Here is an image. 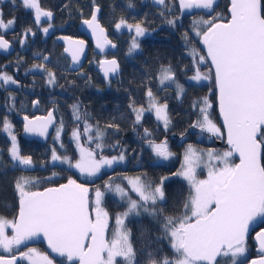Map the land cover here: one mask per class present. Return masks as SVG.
<instances>
[{"label":"snow or ice","instance_id":"1","mask_svg":"<svg viewBox=\"0 0 264 264\" xmlns=\"http://www.w3.org/2000/svg\"><path fill=\"white\" fill-rule=\"evenodd\" d=\"M17 0H11L15 5ZM25 9L34 14L33 23L41 24V18L51 20L53 13L40 6L39 0H20ZM160 6V15L172 12L175 0H154ZM93 11L90 18L83 23L91 29L97 39V47H116L105 35L98 14L100 6L92 0ZM216 0H179V8L215 10ZM229 18L217 15L211 19L194 20L191 31L200 38L206 48V56L193 48L191 55L195 59L193 81L214 79L216 101L219 107L223 128L226 130L228 150L202 152L188 145L184 154L181 170L171 176H161L158 180L148 181L146 176L136 177L130 182V192L137 195L133 199L126 186L113 184L111 179L104 188L119 196L124 211L115 216V227L109 233V213L104 210L102 199L106 195L100 187L93 189L94 199L90 197V189L83 183L69 178L67 183L58 187H45L33 191L38 179L19 177L14 182V193L18 200V210L12 219L0 216V249L13 253L19 251L27 241L43 236L52 252L59 254L72 264H140L132 243V233L126 221L146 215L154 226L153 229L142 228L140 234L141 251L145 257L144 264H244L241 257L248 251L250 226L257 219L264 220V0H230ZM0 9V49L8 50L10 41L4 33L13 27L15 19L7 21ZM168 25L175 27L177 18L166 19ZM52 27L41 30L47 33ZM115 28H127L134 32L128 48V55L140 49L138 38L144 36L146 29L140 23L129 24L121 19ZM35 34L31 27L20 34L23 45L27 35ZM64 39H70L65 37ZM187 39V35H185ZM84 41H78L71 51L72 62L79 63V55ZM64 51L69 52L68 48ZM48 59L47 56L44 57ZM210 61L209 73H202L199 65ZM99 66L105 79L109 73L116 74L119 64L116 59L101 60ZM36 69L48 71L43 64L34 65ZM3 85L18 84L11 75L0 71ZM158 82L176 83L172 67L161 66ZM49 85L56 83L55 73L48 71ZM178 94L184 89L177 84ZM149 106L137 107L135 102L129 108L135 115L134 125L141 123L144 113L154 112L157 121L163 122L165 128L171 123L167 114V105L156 101L151 88L146 91ZM14 99V98H12ZM34 105L39 101H34ZM198 106V105H197ZM73 118L83 119V131L77 126L71 133V139L77 145L74 157L61 156L56 149L51 150V161L67 164L87 177L97 176L105 167L125 160V155L104 156L105 130L99 125L88 123L86 115L81 114L80 106L73 104ZM211 103L207 97L199 106L200 118L190 125L213 136L224 137L221 127L212 119L209 109ZM11 110V109H9ZM24 131L45 136L48 127L54 121L53 111L46 116L32 120L24 117ZM2 131L11 139L8 149L11 161L24 167H31L33 159L30 155L21 154L17 138L12 133V124L5 116L0 120ZM63 121L56 129L54 140H59L63 131ZM113 127V125H108ZM151 133L145 129V136ZM82 138L89 145L85 147ZM157 158L169 160L174 154L167 141L156 143L147 141ZM61 147L63 144L61 143ZM233 157H238L235 163ZM207 169V178L198 179L197 169ZM53 176L57 173L53 172ZM172 177L187 182L188 195L181 202L179 215L166 214L167 182ZM11 230V235L8 230ZM255 231V229H252ZM255 243L259 252L250 264H264V226L255 231ZM171 249L173 255H162L164 244ZM54 264L53 259L34 247L27 251H19V256L12 254L10 258L0 256V264Z\"/></svg>","mask_w":264,"mask_h":264},{"label":"trees","instance_id":"2","mask_svg":"<svg viewBox=\"0 0 264 264\" xmlns=\"http://www.w3.org/2000/svg\"><path fill=\"white\" fill-rule=\"evenodd\" d=\"M90 1L92 8V0ZM88 2V0H74L61 3L60 0H39L43 9L53 12L55 16L53 19L54 24L63 22L62 19L56 17L57 15L62 13L68 15V28H72L67 32L68 28H64L62 32L71 36L80 35L75 29V24L81 17L86 16ZM96 4L100 6V23L109 30V36L117 43L120 72L115 80L106 85L95 68L96 63L92 58L94 56L88 59L86 66L91 71V88L89 89V98L85 104L86 118L90 124L99 125L102 130H105V144L116 141L121 145L125 152L126 161L121 168L116 167L110 173H107L108 178L101 175L93 179V189L100 187L102 191L107 192L104 185L110 180L111 175L117 179L111 180L112 183L120 184L125 183L124 180L129 176H146L148 181H154L161 176H171L175 173L180 166V153L183 143L191 142L201 146L195 140L201 134V130L192 128L190 125L200 118L199 106H202L204 97H207L211 103L209 111L213 120L219 125L215 109L213 79L187 81L186 77L194 73L193 69L196 66L195 59L190 54L191 50L195 48L201 55H204L199 47L200 38L191 31L193 21L200 18L211 19L217 15L227 19L230 1L216 0L218 6H214V11L210 12L204 9L185 15L180 13L175 0L172 4V12H165L164 16L160 15L162 7H152L148 0H96ZM69 7L74 8L73 14ZM172 18H177L175 27L168 25L166 22V19ZM121 19H125L130 23H140L144 27L153 30L152 35L141 39L139 51L131 56H126L127 40H123V36L122 38H116L111 32L114 22ZM185 35H187V39H185ZM39 54H42V60L47 56V61L56 64L48 66L58 77L54 87L55 90L67 93L73 87L78 88V90L80 87L81 90L79 91L84 92L85 79L80 74L74 75L76 85L73 86L72 81L68 78L67 59L61 51V46L52 38L41 39L39 36ZM162 65L172 67L176 83L165 84L161 87L158 82V73ZM199 69L202 73L208 74L210 66L206 62L199 65ZM177 84L183 87V93L178 94ZM148 88H151L154 96L159 101L167 105V113L171 123L165 130L150 112L144 113L140 124L134 125L133 123L135 119L129 108V103L134 101L136 106H146V91ZM57 101L58 106L54 105V107L58 112V120L63 121L64 124L66 118L60 108L64 100L58 99ZM81 102L84 103L83 100ZM108 125H113V127H108ZM131 127L136 129L134 133L131 132ZM145 129L151 133L150 136H145ZM171 134L175 136L173 139L169 137ZM165 136L174 155L169 160L157 162L154 160L147 141H157ZM61 138L65 142L66 152H68L69 147L66 142L69 138L68 131L64 130ZM178 141H181V143L177 144ZM208 146H211L215 151L224 148L223 143L219 145L213 143ZM203 148L201 146V149ZM39 149L41 150L39 162L46 163L47 147L40 145ZM233 160L235 161L234 158ZM58 170L59 172L54 177H50L45 171L43 178L38 180L37 185L32 190L56 185L69 178L68 170L65 167L61 166ZM17 178L18 171L16 168L11 167L8 163L0 164V216L13 218L16 214L17 197L13 185ZM165 191L167 196L166 214L179 215L182 211L181 202L188 195L187 184L181 178L172 177L171 181L167 182ZM106 195L103 197L104 200L107 199L106 197L114 199L111 195ZM122 210H124L123 206L108 208L111 220ZM126 223L132 233L136 258L140 261V264H144L145 257L141 251L142 244L140 240L141 230L142 228L153 229V234H155L154 226L146 215L140 218H131ZM165 254L170 257L173 255L171 249L167 246V242L164 244L162 255ZM246 260V255L241 258L243 262Z\"/></svg>","mask_w":264,"mask_h":264},{"label":"flooded vegetation","instance_id":"3","mask_svg":"<svg viewBox=\"0 0 264 264\" xmlns=\"http://www.w3.org/2000/svg\"><path fill=\"white\" fill-rule=\"evenodd\" d=\"M60 1H61V3H64L65 1L69 2V1H74V0H60ZM88 1L89 2L87 3L88 7L86 9L87 10L86 16L81 17L78 20V22L75 24L76 30H77V24L79 23V21L81 19L88 18L90 16L92 8L90 6L91 1L90 0H88ZM148 2L150 3L149 0H148ZM151 6L154 7L152 4H151ZM69 8L71 9L72 14H73L74 8L73 7H69ZM0 9L3 10V14H4L3 18L5 21H7L9 19H13V18L15 19V24L13 25V27L11 29H8L4 33L5 39L10 41V44L13 46V50L9 53H6V54L0 53V71L6 72L8 75H11L15 80L18 81V84H9V85H3V82L0 81V120H2L5 116H7V119L12 124L11 131L17 138V142H18V146L20 148L21 154L30 155L33 159V165L31 167H24V166H21V167L24 171L30 173V175L35 177L34 179L39 180V179L43 178L45 171H47L48 175H50V177H51V176H53L52 175L53 172L58 173L59 167L63 166L68 170V173H69L68 176L71 179H75L78 183L85 184V186L90 189L89 195L91 198H93V196H94L93 195L94 191H92L93 190L92 185H93V181H94L93 179H95L96 177L101 176V175H104L105 178H108L109 175L107 173H110L116 167L121 168L126 161L124 160V162L122 164L115 165L114 167H112L109 170L102 171L98 176L87 177V176L78 174L73 168H69L68 166H66L64 164L62 165L61 163H58V161L57 162L51 161V154H52L51 150L54 147L50 146L48 143V142H50L52 134L55 133L58 125H60V120H58V112L56 111L54 105L58 106L57 100L63 99L64 102L61 103L60 108H61V112L64 114V116L66 118V120L64 121L65 123H64L63 131L66 130L69 133V138L66 141L68 143L69 149H68V152H66V151H61V148H59L58 151H59V153H60V151L63 153L66 152V153H68V155H70V157H74V155L77 152L75 150V147H74V142L71 139V133H72L73 129L76 128L77 126L79 127V129L81 131H83L84 121H83V119L80 121H76L73 118V110H72L71 106L73 104H78L80 106L81 114L87 116V110H86L85 104H86V101L88 100L89 95H90L89 89L91 88V77H90L91 71L86 66V64L88 63V59L93 54L91 52L90 46L88 47L89 49H88V53H87L85 62L83 63L81 68L78 69L77 71H72L69 69V60L63 54L67 59L66 69L68 70V78L72 81L71 83L74 86V84H75L74 75H76V74L82 75V77L85 79L84 92L79 91V90H81L80 87H79V90H78V88L73 87V89L70 90L69 92H67V93L62 92L61 93L58 90H55V88H54L56 86L57 79H58L57 74L48 67L49 65L54 66L55 63H51L45 59L42 60L43 56H42V54H39V36L41 37V39H44L47 37L53 39V37L55 35H58V34L69 35L65 32H62L64 28H66V29L68 28V25H69L67 23L68 15L65 13H62V14H59L56 16V17L63 20V22L61 24H54L53 23V19L55 18L54 14H53L51 20H48V18H46V17H42L40 26L43 25V26L48 27L49 23H51V25H52V27L49 29V31L47 33H44L42 30L39 31L40 27L33 23V21H34L33 11L30 9H25L22 6L20 0H17L15 5H13L11 3V0H0ZM99 17H100V13H99ZM99 21H100V19H99ZM29 27H31L33 29V32L35 34L33 35V34L29 33L27 35V38L25 39L23 45H21L20 34L24 31V29L29 28ZM71 28L72 27H69L66 30V32L71 30ZM111 29H112L111 30L112 35H114L116 38H122V36L120 35L119 32L114 31L113 25H112ZM107 31H108V36H109V30L107 29ZM77 32H78V30H77ZM69 36H71V35H69ZM72 37L84 38L82 34H80L79 36H72ZM109 38L111 39L110 36H109ZM113 42L117 45V43L115 41H113ZM117 49H118V46H117ZM61 51H62V47H61ZM94 55H96V54H94ZM102 56H104V57L96 55L95 56L96 58H94V60H97L95 68L98 71V73H99V70H98L99 59L114 56L118 61L117 50L114 54H106V55H102ZM118 63H119V61H118ZM39 64H43L48 71L55 73L56 83L54 85H49L47 83L48 71H42V70L36 69L34 67V65H39ZM119 67H120V65H119ZM119 72H120V70H119ZM99 75H100V73H99ZM117 76L110 78L108 81H105L103 79V77L102 76L101 77H102L104 83L107 85V84L111 83L113 80H115L117 78ZM187 77H186V80H187ZM187 81H189V80H187ZM191 81H193V80H191ZM213 84H214V79H213ZM12 98H14V99H12ZM81 100H83L84 103H82ZM34 101H39V103L34 105V103H33ZM9 109H11V110H9ZM50 109H52V111H53L55 123H54V125L50 131L49 138L45 143L39 142V139L27 137V133H26V135H23L24 134L23 133V131H24L23 118L25 116H28L29 119H32L34 117H39L41 115H44ZM88 123H89V121H88ZM0 129H2V125H0ZM134 129L135 128L131 127L132 133H134V131H136V129L135 130ZM163 129L165 130L167 128L163 127ZM172 135H173V137H171ZM61 137H62V133H61ZM61 137H60V143H58V145H57L58 147L62 143ZM169 137L171 139H173L175 136H174V134H171ZM160 140H162V141L166 140L167 141V137L166 136L162 137ZM195 140L197 141V143H200L201 146H203V147H206V145L207 146L212 145L213 143H215L217 145H219L221 143L220 140L218 141L215 139V136H213L207 132H202V131H201V134L195 138ZM82 142L84 143V145L86 147H94L95 146L94 144L89 145L87 143L86 138H82ZM176 143L179 144V143H181V141H178ZM10 145H11V139H10L9 135L6 132L0 130V160H2V162L0 161V164L1 163H8L11 167L16 168L18 171V168L11 164V160H10L9 153H8V149L10 148ZM40 145H42V146L45 145L47 147L48 156H47L46 163H44L42 161L39 162V153L41 152V150L39 149ZM113 153H123L125 155L123 148L116 141H114L112 143L108 142L107 144H105V147L103 149L102 154H113ZM50 163H52V164H50ZM109 179H111L112 181L114 179L117 180L116 178H113L112 175L110 176ZM124 181H125V183H120L119 185L126 186L129 189L128 184H127V178ZM129 193L131 196H133V197L135 196L132 192H130V189H129ZM106 196H108V195H106ZM111 197L114 199H111L109 197H106L107 199H105V200L102 199V206L107 210L108 213H109L108 208H115V207L119 208L122 206L119 198H117L115 196H111ZM109 202H110V204H109L110 206L108 205ZM105 203L107 206L105 205ZM124 210H122V211H124ZM10 219H12V218H10ZM110 219H109V229H110L111 224H112V221ZM261 226H264V220L257 219V221L254 224V226L252 227V229H255V231H259ZM252 229H251L250 236L248 239V251L246 253L247 260L244 262V264L259 256V253L256 251L257 245L255 244V242L253 240V235L255 234V231H253ZM8 234L9 235L12 234L10 229L8 230ZM29 247H34L39 252L47 254L49 256V258L53 259L54 264H72V263H67L65 257H53V256L49 255L46 252L45 247L42 244V242H37L34 244H28V245L21 246L19 251H27V249ZM19 251L14 249L13 253H9V252H5V251L0 249V256H3L5 258H10L12 254H16L17 256H19ZM241 258H243V257H241ZM19 264H27V261L20 260Z\"/></svg>","mask_w":264,"mask_h":264},{"label":"water","instance_id":"4","mask_svg":"<svg viewBox=\"0 0 264 264\" xmlns=\"http://www.w3.org/2000/svg\"><path fill=\"white\" fill-rule=\"evenodd\" d=\"M149 1H150V3H151L154 7H156V8H158V7H162V6L158 5V4H156V3L154 2V0H149ZM229 1H230V0H229ZM176 4H177V6H178V9H179L180 13L185 14V15H189V14L195 12V11L204 10V9H197V8L181 10V9L179 8V0H176ZM229 7H230V5L228 6V9H229ZM92 11H93V6H92V9H91V12H92ZM90 15H91V13H90ZM229 16H230V13L228 12V18H229ZM89 18H90V16H89L88 18L81 19V20L79 21V23L77 24V30H78V32H79L80 34L83 35L84 38L72 37V36L64 35V34H58V35H55V36L53 37V40H54L57 44L61 45V47H62V53H63V54L67 57V59L69 60V69L72 70V71H77L78 69L81 68V66H82L83 63L85 62V59H86V56H87V53H88V49H89L88 47H89V46H90L91 52H92L93 54L98 55V56H102V55H106V54H114V53L116 52V50H117V45H116V44H115V43L109 38L107 29H106L104 26H102V25H101V26L105 29V35L107 36V39L110 40L113 44H115L116 47L113 48V47H111L110 45H109V46H105L104 50L101 51V49L98 48V47L96 46V45H97V39H96V37L93 36L91 29H89V28L87 27V25H85V24L83 23V21H84L85 19H89ZM98 19H99V14H98ZM99 22H100V21H99ZM100 24H101V23H100ZM65 37H68V38H70V39H64ZM78 41H84L85 43H84V45L82 46V51H81V53H80V55H79V63L74 64V63L72 62L71 51L73 50L74 46L76 45V43H77ZM199 41H200V39H199ZM199 47H200L201 51L203 52V54L206 56V48H205V46H204L202 43L199 42ZM65 48H68V49H69V52L66 53V52L64 51ZM12 50H13V46L11 45L10 48H9L8 50H2V49H0V53H2V54H6V53L11 52ZM111 59H116V58H115L114 56H110V57H107V58H101V59H99V61H101V60H111ZM116 60H117V59H116ZM99 61H98V70H99L100 75L103 77V79H104L105 81H108L110 78H113V77H115V76H117V75L119 74L120 67H119L118 72H117L116 74L109 73V77H108V79L106 80V79H105V76H104V72H103V70H102V69L100 68V66H99ZM208 63H209V65H210V67H211V63H210V61H208ZM118 64H119V63H118ZM214 90H215V86H214ZM215 109H216V115H217V119H218L219 125H220V127H221V129H222V131H223V133H224V137H223V139H224V145L228 148L229 146H228V144L226 143V130L223 128V121H222V118L220 117L219 107H218V104H217V101H216V95H215ZM49 111H52V109H50ZM49 111H47L44 115H41V116H39V117L46 116L47 113H48ZM53 116H54V115H53ZM22 118H23V117H22ZM34 118H35V117H34ZM32 119H33V118H32ZM32 119H30V120H32ZM23 121H24V118H23ZM54 123H55V118H54L53 123L49 125V127H48V132H47V134H46L45 136H41V135H38V134H35V133H27V137H29V138H36V139H39V142L45 143V142L48 140V138H49L50 131H51V129H52ZM24 124H25V121H24ZM23 133H24L23 135H26V132H25V131H23ZM171 137H173V135H172ZM233 158L235 159V163H238V162H239L238 157H233ZM67 180H68V179H66V180L63 181V182H60L59 184H56V185H50V186H46V187H58L60 184L67 183ZM77 183H78V182H77ZM43 188H45V187H43ZM43 188H41V189H36V190H42ZM36 190H33V191H36ZM17 210H18V200H17ZM16 213H17V211H16ZM15 215H16V214H15ZM255 223H256V222H255ZM255 223H254V224H255ZM254 224L250 226V232H251V229H252V227L254 226ZM254 236H255V234L253 235V240H254ZM37 242H42V244H43L44 247H45L46 252H47L49 255H51V256H53V257H62V256H60L59 254H57V253H55V252H52L51 248H49V246H48V242H47V240H46L42 235L39 236L38 238L34 239V240L27 241L25 245H28V244H34V243H37ZM254 242H255V240H254ZM255 244H256V243H255ZM22 246H24V245H22ZM256 251L258 252V249H256ZM258 253H259V252H258ZM65 258H66V257H65ZM256 258H258V257H256ZM256 258H254V259H256ZM6 259H7V258H6ZM252 260H253V259H252ZM250 261H251V260H250ZM250 261H248V262L245 263V264H250ZM66 262H67V263H72V262L68 261L67 259H66Z\"/></svg>","mask_w":264,"mask_h":264},{"label":"rangeland","instance_id":"5","mask_svg":"<svg viewBox=\"0 0 264 264\" xmlns=\"http://www.w3.org/2000/svg\"><path fill=\"white\" fill-rule=\"evenodd\" d=\"M120 20H118L117 22H119ZM117 22H114V24H113V27H114V31L115 32H119L120 33V35L121 36H123V40H127V52H126V56H131V55H128L127 53H128V48H129V45H130V43H131V39H132V36L134 35V32H130L127 28H121L120 30H117L116 28H115V24L117 23ZM129 24H136V23H130V22H128ZM143 26V25H142ZM40 27V29H39V31H41V29L42 28H44V27H46V26H39ZM144 27V26H143ZM147 31H146V33H145V35L144 36H141V37H139L138 38V40H139V43H140V41H141V39H143L144 37H146V36H150V35H152V33H153V30L152 29H149V28H146V27H144ZM44 34V33H43ZM45 35V34H44ZM137 51H139V49L137 50ZM136 51V52H137ZM135 52V53H136ZM134 53V54H135ZM134 54H132V55H134ZM92 56H94V57H92V58H96L95 56L96 55H94V54H92ZM101 57H104V56H101ZM94 63H97V60H94ZM192 75H194V73L192 74ZM192 75H188V77H187V80H189V81H191V79H190V77L192 76ZM203 81V80H202ZM165 84H169V83H165ZM156 101L158 102V104H160V105H163V104H165L164 102H162V101H159L157 98H156ZM149 106V100H148V98H147V104H146V106H143L144 108H147ZM137 107H140V106H137ZM147 112V111H146ZM152 115H153V117H154V119L157 121V119H156V116H155V113L154 112H150ZM168 114V113H167ZM133 115H134V113H133ZM134 119H135V115H134ZM213 119V118H212ZM162 127H165L164 126V124H163V122H161V121H157ZM215 122V121H214ZM216 123V122H215ZM217 124V123H216ZM60 125H58V127H59ZM217 126H219L218 124H217ZM57 127V128H58ZM56 136V131H55V133H53L52 134V136H51V139H50V142H48L49 143V145L50 146H52V147H54L55 149H56V151H57V153L59 154V155H61V156H64V155H67V156H69L70 157V155H68V153H63V152H61V151H66L67 150V147H66V144L63 142V140H62V144H63V147H61V144L59 145V147L57 146L58 145V143H60V139L59 140H54L53 139V137H55ZM206 136V135H205ZM60 137H61V135H60ZM215 139L216 140H220L221 141V143H223L224 144V139H222L221 137H217V136H215ZM87 140V139H86ZM74 142V141H73ZM156 143H160V142H162V140H157V141H155ZM83 143V142H82ZM167 144H168V147H169V149H170V146H169V142L167 141ZM188 145H192L195 149H198V150H201L202 152H206V151H208V150H214V149H212L211 148V146H206V147H204L203 149H201V146H198L197 144H193V143H191V142H185V143H183V145H182V148H181V153H180V166H179V169L177 170V171H180L181 170V167H182V164H183V162H184V160H183V158H184V154H185V150H186V148L188 147ZM222 145V144H221ZM10 147H11V145H10ZM74 147H75V150L77 151V145H76V143L74 142ZM86 147V146H85ZM59 148H61V151H60V153H59ZM151 149V148H150ZM226 150H228V148L224 145V148H221L220 150H218V151H216V152H223V151H226ZM152 151V150H151ZM170 151L172 152V150L170 149ZM9 153V152H8ZM120 153H113V154H103L104 156H109V157H111V156H118ZM152 154H153V156H154V160L155 161H157V162H163V161H165V160H163V159H160V158H157L156 156H155V154L152 152ZM10 157V156H9ZM10 160H11V157H10ZM1 162H2V160H0ZM124 161H122V162H119V163H117V164H114L112 167H114L115 165H118V164H122ZM58 163H60V162H58ZM11 164L13 165V166H16L17 168H18V178L19 177H28V178H35V177H33L32 175H30V173H28V172H26V171H24L23 169H22V167H21V165H19L18 163H14V162H12L11 161ZM50 164H52V163H50ZM63 165V164H62ZM64 165H66V166H68L67 164H64ZM112 167H105V168H103L102 170H101V172L102 171H106V170H109V169H111ZM74 169V168H73ZM78 174H80L76 169H74ZM176 171V172H177ZM100 172V173H101ZM99 173V174H100ZM98 174V175H99ZM81 175V174H80ZM97 175V176H98ZM95 177V176H94ZM137 176H129V177H127V184H128V187H129V189H130V187H131V185H130V182L132 181V180H134L135 178H136ZM70 178V177H69ZM197 178L198 179H206L207 178V169L206 168H204L203 167V164H201V167L200 168H198L197 169ZM183 180V179H182ZM184 181V180H183ZM186 184H187V182L186 181H184ZM133 193V192H132ZM106 194H109V195H111V196H115V197H117V198H119V196L118 195H116V194H114V193H112V192H106ZM130 194V193H129ZM135 196L133 197L132 196V198L133 199H136V198H138L137 197V195L135 194V193H133ZM93 195H94V193H93ZM93 199H94V196H93ZM120 199V198H119ZM102 206V205H101ZM103 207V206H102ZM104 208V207H103ZM104 210H106L105 208H104ZM107 211V210H106ZM119 213H121V211L119 212ZM119 213H117V214H119ZM116 214V215H117ZM115 215V216H116ZM115 216L113 217V219L111 220L112 221V224H111V227H110V229H109V233H108V235L110 236V233H111V230L115 227ZM109 217H110V215H109ZM5 218H7V217H5ZM111 218V217H110ZM7 219H10V218H7ZM1 250H3V249H1ZM4 251V250H3Z\"/></svg>","mask_w":264,"mask_h":264}]
</instances>
